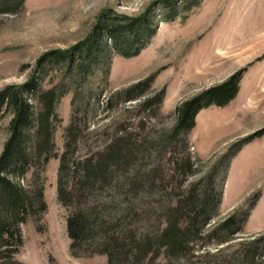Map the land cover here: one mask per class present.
<instances>
[{
    "label": "rangeland",
    "instance_id": "obj_1",
    "mask_svg": "<svg viewBox=\"0 0 264 264\" xmlns=\"http://www.w3.org/2000/svg\"><path fill=\"white\" fill-rule=\"evenodd\" d=\"M185 4L186 0H26L17 14L0 17V91L26 83L42 56L68 50L86 39L101 13L138 18L151 11L157 34L141 55L126 59L111 54L109 66L96 67L89 77L85 91L93 110L79 155L103 147L116 127L125 123L137 138L146 137L155 150L163 151L161 169L167 179L174 152L190 153L196 164L197 175L189 178L188 186L217 170L219 181L224 182L223 196L210 229L234 214L250 212V217L228 244L200 245L196 253L201 257L192 263L240 264L237 256L264 237V136L237 152L240 142L264 129V0H199L188 11L183 10ZM243 69L237 98L224 108L199 113L196 127L187 136L188 149H162V139L175 127L177 107ZM148 79L152 83L146 97L123 101L104 112L110 97ZM52 84L50 76L42 80L45 89ZM162 90L166 94L159 110L144 112L142 103ZM72 101L70 94L58 107L63 121L56 133L60 153L73 115ZM11 119L8 114L0 121V156ZM143 121L145 127L140 124ZM157 155L153 149L150 161ZM59 165V160H52L47 167L48 211L41 222L31 220L22 227L24 246L17 260L21 264H108L105 256L74 257L71 253L68 212L58 198ZM172 183L164 185L173 193ZM157 264L169 263L162 257ZM256 264H264V257Z\"/></svg>",
    "mask_w": 264,
    "mask_h": 264
},
{
    "label": "trees",
    "instance_id": "obj_2",
    "mask_svg": "<svg viewBox=\"0 0 264 264\" xmlns=\"http://www.w3.org/2000/svg\"><path fill=\"white\" fill-rule=\"evenodd\" d=\"M198 1L186 0L183 10ZM25 2L0 0V17L17 14ZM156 34L151 11L138 18L105 11L86 39L68 50L42 56L26 83L0 91V121L12 116L0 156V264H21L17 256L24 246L22 227L31 220L41 222L47 213L46 171L52 160L60 162L58 198L68 212L67 233L74 257L101 255L107 257L108 264H157L163 257L169 264H193L201 257L196 253L200 245L228 244L241 232L250 212L234 214L210 229L224 182L214 170L188 186L189 178L198 172L190 153L174 152L167 179L161 169L163 151L155 150L146 137L137 138L123 123L103 147L79 155L89 111L93 110L85 91L90 75L96 67H108L111 54L126 59L140 56ZM245 71L177 107L175 127L162 139V149H188L187 136L196 127L199 113L233 102ZM46 76L53 83L48 89L42 87ZM151 83L148 79L110 97L104 112L113 111L123 101L146 97ZM70 94L73 115L60 153L56 133L63 121L58 107ZM165 94L162 90L147 98L141 109L148 113L159 110ZM140 124L146 126L144 121ZM263 136L264 129L240 142L237 152ZM153 149L158 155L151 168ZM166 181L174 182L173 193L164 185ZM260 257H264V237L247 246L236 261L256 264Z\"/></svg>",
    "mask_w": 264,
    "mask_h": 264
}]
</instances>
